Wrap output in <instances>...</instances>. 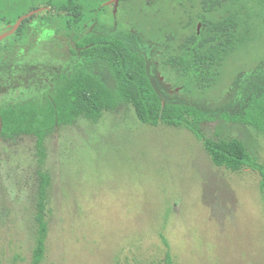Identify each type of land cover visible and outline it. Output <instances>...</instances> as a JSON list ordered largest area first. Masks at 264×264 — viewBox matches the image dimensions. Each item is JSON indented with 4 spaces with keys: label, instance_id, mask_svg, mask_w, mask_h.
Instances as JSON below:
<instances>
[{
    "label": "rangeland",
    "instance_id": "1",
    "mask_svg": "<svg viewBox=\"0 0 264 264\" xmlns=\"http://www.w3.org/2000/svg\"><path fill=\"white\" fill-rule=\"evenodd\" d=\"M211 1L126 0L111 11L107 0H87L95 25L86 31L126 42L146 59L152 79L159 78L163 103L199 107L213 119L202 125L205 138L239 139L264 165V134L221 118L241 112L249 97L264 91V0H249L251 39L224 63L212 89L186 91L179 63L158 53L161 45L175 52L191 40L197 15L216 22L233 14L223 2L203 5ZM21 35L0 43V107L43 101L57 75L76 69L115 89L108 64L80 56L57 21L36 18ZM35 144L29 135L0 138V264L31 263L38 171L50 176L41 211L47 225L41 264H165L171 256L176 264H264L259 174L216 167L188 129L144 125L131 105H120L97 122L79 118L57 127L44 139L40 164ZM234 240L260 259L247 263L245 252L226 244L234 247Z\"/></svg>",
    "mask_w": 264,
    "mask_h": 264
},
{
    "label": "trees",
    "instance_id": "2",
    "mask_svg": "<svg viewBox=\"0 0 264 264\" xmlns=\"http://www.w3.org/2000/svg\"><path fill=\"white\" fill-rule=\"evenodd\" d=\"M239 1L242 6L238 5ZM222 2L233 8L230 17H223L216 22H210L206 17L199 36L194 30L189 35L191 40L182 42L177 51L172 52L168 45L163 49L165 62L179 63L177 73L185 79L184 89L191 93L194 91L189 90L190 88L202 92L212 89L221 78L224 63L251 39L253 28L250 22H244L248 21L245 8L249 10V0H213L203 5L215 8ZM99 5L92 10L94 15L97 14ZM40 8L44 10L42 14L23 20L8 37L17 39L22 36L26 24L36 18L43 22L57 21L83 57L108 64L115 81V89H110L99 77L84 69H76L70 75H57L52 92L46 94L43 101L32 100L21 105L0 108V138L34 136L40 164L45 158L44 139L57 127L72 125L79 118L97 122L103 113L114 112L120 105H131L137 119L144 125L156 127L164 124L188 129L202 142L215 166L231 172H239L243 168L256 171L260 176V188L264 190V165L252 157L242 141L236 138H205L202 125L213 119L193 104L170 100L163 103L161 93L155 86L158 83L162 86V83L158 77L152 79L148 62L143 56L134 53L126 42L112 34L87 33L89 25L94 24V19L88 18L91 10L87 0H0V33L8 32L21 17ZM197 20L196 18L193 21ZM185 71L188 72L187 75ZM221 118L234 124L250 126L264 134V91L249 97L241 112L223 114ZM38 177L39 213L35 218L37 236L30 264H41L47 235V225L41 211L44 209L50 176L38 171ZM165 264L172 262L167 258Z\"/></svg>",
    "mask_w": 264,
    "mask_h": 264
},
{
    "label": "flooded vegetation",
    "instance_id": "3",
    "mask_svg": "<svg viewBox=\"0 0 264 264\" xmlns=\"http://www.w3.org/2000/svg\"><path fill=\"white\" fill-rule=\"evenodd\" d=\"M107 1L109 2L110 0H107ZM125 1H126V0H119L116 9L114 8V5H112V4H111V5H107V8H109V6H111V7H112L111 11H113V10H117V11H119V8H118V7H119L122 3H124ZM104 7H105V6H104ZM203 7H205V6H203ZM40 9H41V8H40ZM245 9H246V11H247L246 15H247V19H248V21H244V22H248V23H249V22H251L252 15L254 16V14H252L253 11H254V9H252V8H250V7H249V10H247V8H245ZM199 10L204 11L205 9H202V8L200 9V8H199ZM196 18L198 19V20H197V24H196V25H197V28H196V35L199 36V35H200V30H201V28H202L203 25H204L205 19L202 20V18H201L199 15H197L196 17L193 18V20H194V19L196 20ZM193 20H192V21H193ZM190 21H191V20H190ZM192 21H191V22H192ZM93 25H95V24H93ZM199 27H200V29H199ZM190 32H191V30H190ZM190 32H189V33H190ZM0 34H2V33H0ZM4 40H5V39H4ZM4 40H3V41H4ZM1 42H2V41H1ZM1 42H0V43H1ZM160 45H161V44H160ZM161 47H163V46L161 45ZM161 47H159L160 50L158 49V53H160V54L163 53V50H161ZM163 48H164V47H163ZM163 48H162V49H163ZM79 55L81 56V54H79ZM53 86H54V85H53ZM52 89H53V88H52ZM51 92H52V90H51ZM49 93H50V92H49ZM47 94H48V93H47ZM45 95H46V94H45ZM45 95H44V98H45ZM11 105H12V104H11ZM0 108H3V107H0Z\"/></svg>",
    "mask_w": 264,
    "mask_h": 264
},
{
    "label": "water",
    "instance_id": "4",
    "mask_svg": "<svg viewBox=\"0 0 264 264\" xmlns=\"http://www.w3.org/2000/svg\"><path fill=\"white\" fill-rule=\"evenodd\" d=\"M118 1H119V0H110L108 3L105 4V6H107V5H111V4H112V5H114V8L116 9L117 4H118ZM41 10H43V9H37V10L31 12L30 14L21 17V18H20V19H19V20L13 25L12 29L9 30L10 32H6V33H2V34H0V42L3 41L5 38H7L9 35H11V33H14V32L16 31V29L19 27L20 23H21L23 20L27 19V18L30 17V16L35 15L36 12L41 11Z\"/></svg>",
    "mask_w": 264,
    "mask_h": 264
},
{
    "label": "crops",
    "instance_id": "5",
    "mask_svg": "<svg viewBox=\"0 0 264 264\" xmlns=\"http://www.w3.org/2000/svg\"><path fill=\"white\" fill-rule=\"evenodd\" d=\"M217 167V166H216ZM219 168H221V167H219ZM227 170V169H226ZM243 170V169H242ZM240 172V171H239ZM233 173H238V172H233ZM255 231V230H254ZM256 234L258 235V236H261L259 233H257L256 232ZM222 235H224V233L222 234ZM227 245H229V246H231L233 249H235V247L237 246V248H238V250H242V252H245L246 253V255H247V263L251 260V259H256V258H258L257 256H256V254H254V252H250L249 250H247L246 248H242L241 247V245L242 244H240V243H238L237 241H235L234 240V247H233V244H231V243H229V242H227L226 243ZM228 246V251H230V247ZM230 256L231 257H234L233 256V254H231L230 253ZM258 259H260V258H258ZM169 260L172 262V264H176L175 262H174V260L172 259V256L171 257H169ZM229 262H230V264H236L234 261H232V260H229Z\"/></svg>",
    "mask_w": 264,
    "mask_h": 264
}]
</instances>
